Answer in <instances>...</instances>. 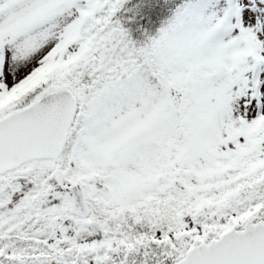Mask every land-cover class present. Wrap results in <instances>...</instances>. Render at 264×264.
Wrapping results in <instances>:
<instances>
[{"label":"snow or ice","instance_id":"snow-or-ice-1","mask_svg":"<svg viewBox=\"0 0 264 264\" xmlns=\"http://www.w3.org/2000/svg\"><path fill=\"white\" fill-rule=\"evenodd\" d=\"M0 264H264V0H0Z\"/></svg>","mask_w":264,"mask_h":264}]
</instances>
